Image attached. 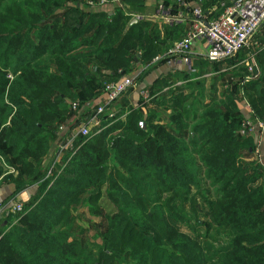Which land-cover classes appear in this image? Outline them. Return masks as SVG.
<instances>
[{"label": "trees", "instance_id": "1", "mask_svg": "<svg viewBox=\"0 0 264 264\" xmlns=\"http://www.w3.org/2000/svg\"><path fill=\"white\" fill-rule=\"evenodd\" d=\"M157 1L177 8L174 0ZM188 1L194 7L198 0ZM201 1L210 17L221 13L224 0ZM123 2L133 8L142 0ZM85 6L86 0H0V184H16L12 197L38 186L22 211L0 218V264H188L178 250L184 246L198 247L203 264H264V165L254 137L240 133L239 102L191 100L195 79L223 63L193 57L191 70L160 80L156 108L147 109L140 96L137 107L100 115L98 130L76 138L59 173L46 176L44 159L70 101L91 105L107 82L132 73L137 57L154 66L153 58L187 32L186 23L162 29L154 18L132 23L119 7L110 14ZM245 56L240 51L226 63L245 70L243 97L252 118L264 120V69L247 79ZM213 187L218 200L209 202ZM129 192L145 220L108 198ZM165 193L173 196L169 216L188 220L185 201L193 195L198 213L211 217L196 222L203 235L190 224L192 235L178 240L181 230L171 223L165 234V210L152 212L163 208ZM88 203L92 215L109 219L102 243L83 244L75 235L74 211Z\"/></svg>", "mask_w": 264, "mask_h": 264}, {"label": "built area", "instance_id": "2", "mask_svg": "<svg viewBox=\"0 0 264 264\" xmlns=\"http://www.w3.org/2000/svg\"><path fill=\"white\" fill-rule=\"evenodd\" d=\"M174 1L177 3L176 11L174 4L171 3L172 5L169 6L162 4L155 17L162 20L161 24L186 23L188 26L186 35L182 39L174 41L165 53L154 57L151 63L165 60L169 64L188 65L190 69L194 55L209 62L226 63L228 59L237 56L242 49L251 47L256 35L264 27V0H224L220 3L222 11L216 17H210L212 10H204L201 0H198L194 7H190L188 0ZM86 5L91 8L111 5L114 10L119 7L130 15L123 0H86ZM213 9H216V6ZM139 18L142 16H136L133 19L139 20ZM198 44L200 48L196 49ZM249 53L245 62L250 71L247 79H255L259 77V73L255 72L257 53L254 50ZM135 85L136 75L132 74L125 75L116 81L107 82L104 86V100L95 107V114L88 119L87 123H80L76 130H72L66 136L57 151L58 157L62 151L73 148L76 138L89 136L91 126H100V115L107 113L109 117L116 116L118 113L115 109L116 102ZM140 94L146 102L150 92L148 89L142 88ZM78 106L77 102L73 103V109ZM258 131L260 134L257 135V154L260 155V146L264 137V121L258 118L245 119L240 133L251 135ZM54 168V165L50 167L51 170ZM22 210V202H13L4 209L0 207V218L3 215Z\"/></svg>", "mask_w": 264, "mask_h": 264}, {"label": "rangeland", "instance_id": "3", "mask_svg": "<svg viewBox=\"0 0 264 264\" xmlns=\"http://www.w3.org/2000/svg\"><path fill=\"white\" fill-rule=\"evenodd\" d=\"M158 3L160 4V2H158L157 0H142V3L137 7L132 8L131 5H125V8L129 10L130 16L132 17L131 22L133 18H136V16H142V18H139V20H143L147 18H154L157 20L158 26L163 29V26L161 27L159 23L160 19H157L155 17L158 14L160 5H162V4L159 5ZM85 8L88 9L87 6H85ZM108 8L110 9V6ZM111 9H112V6H111ZM178 9L180 10L181 8H178ZM114 11H115L114 9L111 10V12H114ZM123 31H125V27L123 28ZM255 42L256 41L254 39V43L252 42L253 44L251 45V47L242 49L241 54L246 55L248 58V56L250 55L249 52L254 50L258 55L256 56L257 69L255 70V72L262 74L263 69H264L263 67V62H264V48L263 47L264 46H260L259 48V46L255 45ZM169 45L171 47V42L169 43ZM170 47L164 50L163 53H165ZM139 53L140 51L138 50L135 51L134 56H136ZM136 59L138 60L136 61L135 66H133L134 68H133L132 73H130L134 76L136 75V85L131 89L134 90L135 88H140V89L145 88V89H148L150 92V89L152 88L151 90L153 93L150 92L149 97L145 103H146L147 109L156 108L155 107L156 104L154 103V101L155 99L158 98L157 96H159V94H156L155 93L156 91L154 90H157L161 86L165 85L164 82L160 83V80H166L169 77L161 73L160 75H158V77L154 79L152 83H148L147 85L143 83L141 87H139L141 83L140 81H142V79L146 75L153 73L155 71L154 69L157 66L154 68L153 64L150 65L149 62H145L144 60H142L141 56L137 57ZM163 61L165 62V60H161L158 62V64L160 65L161 63H164ZM242 64L246 66L245 62ZM183 67L188 71L190 70L188 65H183ZM205 72H209V73L203 76L199 75V77L195 79L194 95L191 99L192 101L198 100L202 104L209 103V104H219L220 105L222 104V102H228L227 97L231 96L233 99H236L237 102H239L240 104L245 102V99L243 97V92L241 89V81L243 80L242 76L245 74L244 73L245 70L239 69V67H236V66L234 67V65L233 64L231 65L230 63V64H223L219 66H216V65L209 66L208 68H206ZM154 74L155 73H153V75ZM103 92H104V88H102L99 91L97 97ZM224 94H228L226 98L225 96H223ZM139 95L141 96V94ZM74 102H77L79 104V106L76 109H73ZM90 102L92 103L91 105L88 104V100L81 99V98H77L76 100L70 101L71 111H68V113L64 117H61L60 121L57 122V125L54 128V130L56 131V137L54 141L52 142V145L49 148L48 153L46 154V158L44 159V166L46 169V173L47 175L49 174L48 177L55 178L56 173H59L58 168L61 166V160L66 151V150L62 151L60 156L58 157L57 151L60 149L61 143L65 141L66 136H68L72 130H76V128L79 126L80 123H87L88 119L93 114L94 107L99 104V103L97 105L94 104V99H92V101ZM158 111L163 115L171 113L170 110L166 112V111H160V109H158ZM94 129L98 130L97 128H95V126H91V132L94 131ZM259 134H260L259 131L258 133L251 134L254 137L256 146H257L256 136ZM254 154L256 155V158L260 160V155L257 154V148L255 149ZM53 165L55 168L51 170L50 167ZM4 168L8 169L10 172L14 174L16 173V170L12 166H8L7 164H5ZM207 186H209V183L207 184ZM211 189H212L211 190L212 193L210 194L212 195V197L209 198L208 201L209 202L210 200L217 201L219 195L216 193V188L213 187ZM130 192L129 194H126L125 196L117 197V199H114V197L116 196H112V195H109L108 198L111 202L120 206L132 218L145 220L146 219L145 214L142 213L141 210L137 207L133 199V194ZM172 198H173L172 194L169 195L168 193H165L164 201H163V208H160L157 211H152L155 214L160 215V214H164L163 210H165L164 218L167 220V223L169 225V228L165 226V229L168 228L166 229L165 234H170V230H171L170 223H171L172 226L176 225V227H178L181 230L179 232L180 237H178V240L181 239L182 235H189L193 233L192 230L194 227L197 228L196 232H199L201 233V235H203L204 225L200 223L202 225L201 226L202 229L199 230V227H198L199 224L196 223L197 220H201V221L209 220L210 223H212V221H210L211 217L204 216L198 213L197 211L198 209H196L197 207L195 208L197 201L193 199V195L192 197L190 196L187 201H185L186 212L192 218V220H188L187 218L181 217V216L176 217V218L175 216L171 217L172 215L169 216L170 212L172 210H175L172 208ZM198 201L202 206H206L209 204V202L206 203L202 197H199ZM89 208H90V204L88 203V204L79 206L78 209L74 211L75 216H76V221L74 225L75 235L79 238V240L83 244L90 243L91 245H93L95 243H102L103 237H101L100 233L107 230V227L109 225V219L104 215L102 216L92 215L89 212ZM149 214H151V211H149ZM190 224L191 225L193 224L194 227H190ZM173 237L175 236L173 235ZM178 250L179 252L184 253L186 262L188 264H203V261H201V256L198 252V247L195 246V247L190 248V246H184L182 248H179Z\"/></svg>", "mask_w": 264, "mask_h": 264}, {"label": "crops", "instance_id": "4", "mask_svg": "<svg viewBox=\"0 0 264 264\" xmlns=\"http://www.w3.org/2000/svg\"><path fill=\"white\" fill-rule=\"evenodd\" d=\"M159 4V3H158ZM160 5V4H159ZM110 6V9L108 8ZM106 8V9H104ZM96 9H99V10H102V11H105L107 13H112L111 10H113V6H112V9H111V5H106V6H102V7H98ZM159 19V18H157ZM138 20H135L133 19L132 20V23L133 22H137ZM160 22V26L162 27L163 25H161L162 23V20L160 19L159 20ZM255 45L259 46H264V27L260 30V32L256 35L255 37ZM200 48V45L198 44L196 46V49ZM264 48V47H263ZM258 50V49H257ZM198 55H194V57H197ZM258 56V55H256ZM199 57V56H198ZM201 58V57H200ZM247 56H245L244 58H242L241 60V64L246 62L247 61ZM209 62V61H208ZM211 63V62H210ZM223 64H227V63H223ZM222 64V65H223ZM161 65V66H160ZM154 64V72L155 73L153 75V73H150L148 75H146L142 81H140V86L145 83L146 85L148 83H152L154 81V79L156 77H158V75H160L161 73H163V75L165 76H169L170 73H173L174 71H176L177 69L179 70H186L184 67H183V64H180V63H171L169 64L168 62H164V63H161V64ZM238 63H235L234 64V67L237 66ZM160 66V67H158ZM192 68V67H191ZM190 68V69H191ZM209 73V72H208ZM249 76V75H248ZM260 76V74H259ZM250 79V78H248ZM257 79V78H255ZM243 82V80L241 81V83ZM140 88H135L134 90L130 89L128 90L115 104V109L117 110V112L120 111V109L124 108H129V106H134V107H137L138 104H139V101H140ZM104 97H105V94L104 92L101 93L94 101V104H98L100 102H102L104 100ZM239 107L241 109V112L242 114L245 116V119H251L252 118V110L249 106V104L246 102H243V103H239ZM124 117V115H123ZM257 138V136H256ZM260 161L263 163L264 165V137L262 138V143H261V146H260ZM16 189V184L12 181H8V182H3L0 184V207L2 209H4L7 205L13 203V202H22L24 203L25 201H27L32 195H34L36 192H37V189H38V186L37 185H34V186H31L29 187L28 189H26L24 192L20 193L18 196H15V197H12V194L13 192L15 191Z\"/></svg>", "mask_w": 264, "mask_h": 264}, {"label": "water", "instance_id": "5", "mask_svg": "<svg viewBox=\"0 0 264 264\" xmlns=\"http://www.w3.org/2000/svg\"><path fill=\"white\" fill-rule=\"evenodd\" d=\"M141 125H142V126H145L143 122L141 123Z\"/></svg>", "mask_w": 264, "mask_h": 264}]
</instances>
